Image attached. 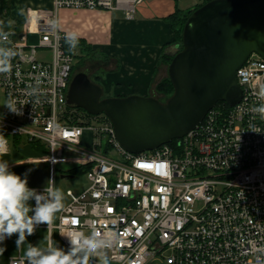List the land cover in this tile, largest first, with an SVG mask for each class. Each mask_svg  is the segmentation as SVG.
I'll use <instances>...</instances> for the list:
<instances>
[{
    "label": "built area",
    "instance_id": "built-area-1",
    "mask_svg": "<svg viewBox=\"0 0 264 264\" xmlns=\"http://www.w3.org/2000/svg\"><path fill=\"white\" fill-rule=\"evenodd\" d=\"M147 1L52 0L50 18L27 19L20 36L15 25L0 38L15 52L0 72V155L15 141L36 144L42 149L27 162L33 171L46 169L48 180L56 182L65 164L85 171L88 187L68 189L57 224L46 225L67 248L62 233L75 231L113 237L95 254L112 264H264V114L255 110L264 104L262 57L253 54L237 71L243 89L237 105L217 104L174 145L140 154L121 146L105 114L68 103L78 50H66L59 12L119 11L133 21ZM30 35L39 42L31 45ZM9 98L20 114L5 106Z\"/></svg>",
    "mask_w": 264,
    "mask_h": 264
},
{
    "label": "water",
    "instance_id": "water-1",
    "mask_svg": "<svg viewBox=\"0 0 264 264\" xmlns=\"http://www.w3.org/2000/svg\"><path fill=\"white\" fill-rule=\"evenodd\" d=\"M190 11L181 48L169 65L174 93L167 102L140 95L103 98V87L84 72L71 82L68 103L92 115L105 114L129 153L183 138L219 102L237 105L243 95L237 71L253 54L264 59V0H209ZM47 181L44 168L29 175L30 187H44Z\"/></svg>",
    "mask_w": 264,
    "mask_h": 264
},
{
    "label": "rangeland",
    "instance_id": "rangeland-1",
    "mask_svg": "<svg viewBox=\"0 0 264 264\" xmlns=\"http://www.w3.org/2000/svg\"><path fill=\"white\" fill-rule=\"evenodd\" d=\"M4 1H6L4 12L10 14L12 25L18 19L21 21L36 17L50 18V11L53 10V5L49 3V0ZM15 1L16 4H12ZM174 1L178 4L179 9L186 11L194 9L201 3V0ZM151 19L153 20L137 24L136 21L126 23L124 14L119 11L100 13L69 9L60 11L59 24L62 30L66 34L69 32L78 33L79 39L84 40L90 46V50L75 61V75L84 72L94 83L101 86L102 83H105L109 87L112 83L120 94H125V92L143 93L144 96L156 98L162 103L167 102L173 93L167 92L170 91V89L167 90V87H164L163 91L159 89V85L169 78V63L165 61L166 59H161V56L175 54L179 48L175 47L176 35L171 25L165 21V17L154 16ZM122 21L124 23H121ZM155 24L165 27L159 29ZM21 29L18 36L22 31L27 30L26 25ZM28 40L31 45L39 42L37 35H30ZM77 54L81 55L79 50ZM1 95L0 92V101H2ZM110 95L113 94L104 88L103 98L110 97ZM84 146L90 147L87 137ZM71 167L67 164L59 166L60 171L55 182L56 186L64 192L63 207L69 202L66 195L68 189L78 193L89 185L85 174L63 178V172ZM58 213L59 211L54 217L55 224L58 222ZM53 239L61 249L68 250L57 231L53 232ZM90 258L104 264V258L100 256L93 255ZM109 264L112 263L109 262Z\"/></svg>",
    "mask_w": 264,
    "mask_h": 264
},
{
    "label": "clouds",
    "instance_id": "clouds-1",
    "mask_svg": "<svg viewBox=\"0 0 264 264\" xmlns=\"http://www.w3.org/2000/svg\"><path fill=\"white\" fill-rule=\"evenodd\" d=\"M9 33L0 29V38L7 39ZM66 42L71 48H75L79 43V35L76 32L67 33ZM15 55L13 49L0 46V72L7 71L10 67V59ZM38 88L32 87L34 94ZM264 96V90L260 93ZM5 106L9 111L17 114L21 113V107H17V102L11 98L6 101ZM264 114V104H260L255 109ZM3 117L0 116V119ZM0 137H5L0 131ZM32 169L25 170L18 174L10 167V160L0 155V255H2L7 245L4 243L14 233H17L16 245L18 249H23L19 260H13L12 264H86L88 257L99 253V250L111 245L113 237L106 239L97 238L94 234L87 237L79 232L66 234L69 237L67 251L61 249L53 239V233L48 232L42 241L33 245L24 242L26 237L31 235L36 226L41 223L51 224L56 213L63 207L64 192L57 187L53 179H49L46 186L41 189L29 186V175ZM51 181V183H50ZM35 203L32 204L31 201ZM104 264H109L107 257Z\"/></svg>",
    "mask_w": 264,
    "mask_h": 264
},
{
    "label": "crops",
    "instance_id": "crops-1",
    "mask_svg": "<svg viewBox=\"0 0 264 264\" xmlns=\"http://www.w3.org/2000/svg\"><path fill=\"white\" fill-rule=\"evenodd\" d=\"M204 1L205 0H201V3ZM5 2L6 1H4V0H0V29H3L4 31L9 32L13 28H15V25L17 23H20V25H21L22 23L26 22L27 19L26 20L22 19L21 21L18 19L12 25L10 18L6 17V14L4 12V3ZM19 2H21V0ZM14 3L16 4V1L12 2V4H14ZM49 3H52V0H49ZM176 9H179V8H178V4L175 3L174 0H148L145 3V5L140 7V9L136 15L135 20L125 21V22L126 23H132V22L136 21L137 24H143L147 20H153L151 18H153L154 16L167 17L168 15L172 14ZM182 11H186V10H182ZM11 13L13 15V12H11ZM159 14H161V15H159ZM114 21L117 22L118 20H114ZM121 23H124V21H122ZM150 23H152V22H150ZM155 25L159 29H162L163 27H165L162 25H160V27H159V24H155ZM151 26H152V24H151ZM102 87H103V89L105 88L106 90H108V92H111L113 94V95H110V97H116V96L117 97H126V96H131V95L144 96L143 93L134 94V93H126L125 92V94H120L117 91L116 87H114V85L112 83L110 84L109 87L105 83H102ZM1 96H2V101H0V105L4 101L3 94ZM38 155H39V150H36L31 145H28L25 142L15 141L14 146H11V148H10V152L7 154H3L2 156H3V158L10 160V167L14 172H16L18 174H22L25 172V170H27L29 168H31L32 172H33V169H34L33 166L34 165L27 162V159L28 158H35ZM63 178H67V177H63ZM31 203L34 204V200H32ZM62 209H63V207L59 210L58 214H60ZM46 225H47V223H42V224L36 226L34 232L31 235H28L26 237V241L24 242V244H25L24 247H26L27 243H32L33 245L39 244L44 239V237L47 235ZM17 236H18V234L14 233L9 239H7L4 242L7 245V247H6L5 252L2 255H0V264H10V260L12 257H15L17 255H22L23 249H18L17 245H16ZM42 242L46 243V240H43ZM88 260H95V259L88 257L86 264H100L97 260H95L96 262L88 261Z\"/></svg>",
    "mask_w": 264,
    "mask_h": 264
},
{
    "label": "trees",
    "instance_id": "trees-1",
    "mask_svg": "<svg viewBox=\"0 0 264 264\" xmlns=\"http://www.w3.org/2000/svg\"><path fill=\"white\" fill-rule=\"evenodd\" d=\"M207 1H209V0H205L204 2L199 4L194 9L199 8L200 6H202ZM5 13H6V17L10 16V14L8 12H5ZM190 14H191V11H189V10L188 11H182L180 9H176L172 14L165 17V21L171 25V27H172L175 35H176L175 41H174V44H176V47L179 46L181 48L183 28H184V25H185ZM16 25H17L18 29L21 28L20 23H17ZM65 48L68 52H73L74 50L78 49L79 52L81 53V55L80 56L78 55L77 59L79 57L83 56L84 53H87L90 50V46H88L86 44V42L84 40H81V39H79V43L77 44V46L75 48H71L67 42H66ZM175 55H176V53L172 54V55L171 54H164L163 56H161V59H163V58L166 59L165 61H167V63H169V65H170V63L172 62ZM75 68H76V65H75ZM159 87H160L159 89H162V91L165 89L164 87H167V90L170 89V91H167V92L174 93V87H173V84H172L170 78H168L163 83H161L159 85ZM218 104H223L227 110L230 109V105L227 104L226 102H219ZM79 109L82 110L83 112L85 111L82 108H79ZM175 141L176 140L172 141L170 144L174 145ZM33 147L36 150L42 149V147H40L39 145H36V144H34ZM65 173H67V175H73L74 176L76 174H84L85 171L82 170V168L75 167V168L69 169L68 171H65Z\"/></svg>",
    "mask_w": 264,
    "mask_h": 264
}]
</instances>
